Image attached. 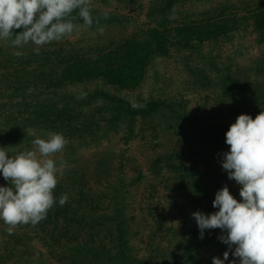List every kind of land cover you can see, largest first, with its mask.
Listing matches in <instances>:
<instances>
[{"label": "trees", "instance_id": "obj_1", "mask_svg": "<svg viewBox=\"0 0 264 264\" xmlns=\"http://www.w3.org/2000/svg\"><path fill=\"white\" fill-rule=\"evenodd\" d=\"M103 1L109 3V0ZM118 1L129 4L135 0ZM183 1L152 0L151 15H158L156 25L111 40L95 48L93 55L79 51L67 55L63 48L52 54L43 51L35 57L37 66L33 69L24 67L31 73L26 79L27 85L15 84L19 75H15L17 79L12 76L4 78L10 88V97L19 99L16 110H3L6 115L0 122V136L3 135L4 141L0 139L1 147L13 152L18 147L21 150L28 148L37 131L45 132L43 135L63 133L71 150H75V143L84 145L88 139L99 144L104 138L110 139L112 132L123 130L125 143L136 138L137 132H149L153 148L161 147L149 162V172L152 177L168 176L171 179L165 183L152 182L148 194L157 195V188L162 184L168 191L182 192L194 208L205 214L217 211L212 205L215 193L225 184H231V180L213 158L228 149L225 133L239 114L247 113L255 118L264 110V59L257 63L254 80L245 73H235L231 67L225 72L216 67L217 74L213 78L200 64H197L199 67L189 66L194 86L210 90L211 97L215 96L213 100L224 106L214 107L216 103L213 102L211 108L206 105L190 109L189 100L184 96H160L135 105L119 92L143 86L151 66L159 57L168 58L175 53L182 56L186 52L190 57V53L201 51L210 40H230L243 26L240 23L250 24L257 35L256 40L264 43V1L256 2L249 14L242 17L235 12L227 14L225 10L222 14L197 20L178 21L171 14ZM103 13L93 6V16L101 17L100 26L123 19L115 13H109L108 18L103 19ZM90 28L97 29V25L94 23ZM35 58L32 63L27 58V62L33 64ZM93 80H99L103 85L86 96L67 90L69 85ZM29 86L40 90L31 96L27 93ZM20 90L23 93L20 94ZM205 98L208 99L209 95ZM224 111L233 115L234 121L223 123L221 117L224 114L221 112ZM182 128L184 130H179ZM174 133H177L178 140L166 139ZM189 144L193 145L192 150L184 148ZM63 160L67 162V168L54 190L57 202L46 219L36 226L19 225L12 234L4 224L3 232L8 238L0 245V264H55L48 257L43 258L44 252L37 250L34 240L44 245L59 264H148V260L153 264H212V257H202L201 245L221 230H209L208 237L205 235V239H200L198 226L187 236L178 234L176 229L165 228L172 236L174 248L158 251L150 258L139 256L132 229V222L137 218L126 211V201L130 191L137 189L143 180L145 174L142 170L135 180L127 181L119 176L116 185L110 179L113 166L110 154L98 160L93 173L78 170L80 159L74 151L65 154ZM94 180L97 183H93ZM104 182L107 183L105 189L99 190L98 184ZM6 184L1 175L0 185ZM62 193H67L69 199L60 206ZM162 224H156V233L160 232L158 228ZM99 240L100 244H96ZM223 245L220 246L221 253L216 255L220 258L228 250V246ZM233 259L236 258L229 252L225 264Z\"/></svg>", "mask_w": 264, "mask_h": 264}, {"label": "rangeland", "instance_id": "obj_2", "mask_svg": "<svg viewBox=\"0 0 264 264\" xmlns=\"http://www.w3.org/2000/svg\"><path fill=\"white\" fill-rule=\"evenodd\" d=\"M259 1L264 0H184L175 8L171 17L176 18L178 21H184V19L191 21L200 17H208V15L214 16L220 12L222 14L225 10L227 14L235 12L242 17L248 15L250 8ZM151 4L152 0H135L129 4L118 0H109V3L103 0H92L93 6L98 7L103 12L108 11L121 16L123 18L122 21L103 24L101 26L103 28L102 34L97 29L82 27L80 32L66 36L60 42H53L43 46L38 55L33 51L35 46L32 44L26 45L23 49H18L13 48L10 42L0 41V122L4 120L6 115L3 110H16V103L19 99L18 97H10L11 92L9 91L10 88H7L6 78L9 79L10 76L16 78L15 75H19V79L15 84L27 85L26 79L31 76V73L25 71L24 67L33 69L35 65L37 66L38 60L35 57L40 56L43 51L52 54L54 50L63 48V53L67 55L77 51L93 55L96 52L95 48L98 49L111 40L120 39L134 30H141L149 27V25H156V16L158 15L156 13L153 16L151 15ZM240 24L243 26H240L239 32L235 33L230 40L218 42L210 40L205 44L203 43L204 46L201 51L190 53V57L188 52L182 56H179L180 53H175L168 58L159 57L157 62L151 66L150 73H148L143 86L141 85L136 90H122L119 93L129 98L135 105L143 104L151 98L160 96H169L171 98L184 96L189 100L190 109L206 105L211 108L213 102L216 103L214 107L219 104L224 106L223 103H217L216 100H213L215 96L211 97L210 90L194 86L192 83L194 78H192L189 66L199 67L197 64H200L213 78L217 74L216 67L222 68L223 72H225L227 67H231L235 73H245L254 80L257 73V63L260 59H264V43L256 40L257 35L252 31L250 24L249 26H245L243 23ZM247 27L248 29H246ZM16 51H22L25 55L18 57L14 54ZM27 58L30 59V63H32L33 58H35V61L33 64H29ZM102 85L101 81L93 80L69 85L67 90L71 93L75 92L78 95L86 96L92 90L102 87ZM39 90L36 87L34 89L33 86H29L27 93L32 96ZM218 91L219 89H216V92ZM3 92L5 95H3ZM21 93H23V90H20ZM206 95H209V100L205 98ZM21 100H24V98ZM222 114H224L221 117L223 123L232 122L235 119L233 115L225 113V111L224 113L221 112ZM137 128L140 130V126H137ZM43 133L37 131L35 136H45ZM123 134V130L112 132L110 139L104 138L99 144L90 139L84 145L75 143V150H71L72 148L66 146L63 152L57 154L56 158L65 159V154L67 155L69 151H74L80 159L79 164H77L78 170H89L93 173L98 160L110 154L113 158L110 179L116 185L118 184L116 181L119 176H123L129 181L131 178L135 180L141 170L144 172L145 176L139 183V187L132 190L133 192L130 191V197L126 201V211H128L130 216L137 218L136 221L132 222V229L135 232L133 242L140 250L138 251L139 256L150 258L154 257L158 251L174 248L175 244L172 236L168 235V231L165 228L168 230L176 229L178 234L182 233V235L186 234V236L193 234L197 223L191 213L197 211V207L194 208L182 192L173 193L168 191L169 189L163 188L162 186L164 185L162 184L157 188L158 194L150 196L148 187L152 182L156 183L159 181L161 183L163 181L165 183V180L169 182L171 179L168 176L166 178L152 177L148 169L151 158L155 155L156 150H160L161 147H158V149L153 148V139L149 132H140V134L137 132V137L128 143L124 142ZM168 138L170 140H178V135L174 133L166 139ZM0 139L3 141V135L0 136ZM1 146H3V143H0ZM192 147V144L184 146L185 149L191 148V150ZM16 150L20 151L21 149L18 147ZM65 150L68 151L65 152ZM227 150L223 149L219 154L215 155L213 158L214 162L221 164L223 153ZM93 183H97V181L94 180ZM105 184L107 183L98 184L99 190L105 189ZM228 187L230 192L237 199H240L239 185L234 180H231V184ZM1 221L0 245L8 238V235L3 232L5 226ZM157 223H163L162 227L158 228L160 230L158 233L155 232ZM208 232L209 230H205L204 239L205 235L208 237ZM221 234L217 233L216 236L214 235L215 237L213 236L210 240L205 239L202 242L201 255L204 259L221 253L220 246H224V243L218 239ZM100 242L101 240L96 242V244H100ZM33 243L39 252L40 250L44 252V259L48 257L50 260L55 261V264H59L49 254L48 249L44 245L40 242L37 243L36 240ZM221 259H223V256ZM148 264L153 263L148 260Z\"/></svg>", "mask_w": 264, "mask_h": 264}, {"label": "clouds", "instance_id": "obj_3", "mask_svg": "<svg viewBox=\"0 0 264 264\" xmlns=\"http://www.w3.org/2000/svg\"><path fill=\"white\" fill-rule=\"evenodd\" d=\"M92 13V0H0V41L18 49L32 44L38 55L43 46L94 23L102 34L101 17ZM102 16L107 19L109 12ZM225 143L229 147L222 168L239 185L240 199L225 184L212 201L217 211L197 210L191 215L201 239L205 230L220 229L218 239L228 246L223 259L213 256L212 264H225L229 252L236 258L229 264H264V110L255 118L239 114L225 133ZM67 144L63 133L49 132L36 136L30 148L12 152L0 147V174L7 182L0 185V220L9 234L19 225L36 226L56 204L54 190L67 168V162L56 157ZM68 199L62 193L59 205Z\"/></svg>", "mask_w": 264, "mask_h": 264}]
</instances>
